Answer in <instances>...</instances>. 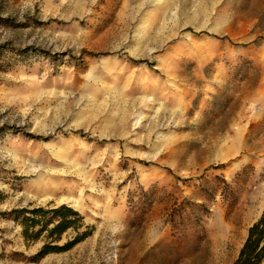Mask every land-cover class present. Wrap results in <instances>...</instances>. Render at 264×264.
I'll list each match as a JSON object with an SVG mask.
<instances>
[{
    "label": "rangeland",
    "instance_id": "1",
    "mask_svg": "<svg viewBox=\"0 0 264 264\" xmlns=\"http://www.w3.org/2000/svg\"><path fill=\"white\" fill-rule=\"evenodd\" d=\"M263 210L264 0H0V264H233Z\"/></svg>",
    "mask_w": 264,
    "mask_h": 264
},
{
    "label": "trees",
    "instance_id": "2",
    "mask_svg": "<svg viewBox=\"0 0 264 264\" xmlns=\"http://www.w3.org/2000/svg\"><path fill=\"white\" fill-rule=\"evenodd\" d=\"M10 217L21 227V235L27 245L43 242L33 258L34 262L52 253L71 250L92 232V229H89L79 233L80 228L83 227L82 217L65 205L56 208L13 209L10 211ZM68 231L75 232V236L59 245L63 235ZM263 261L264 210L260 218L248 229L247 238L233 264H262Z\"/></svg>",
    "mask_w": 264,
    "mask_h": 264
}]
</instances>
